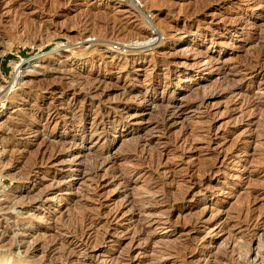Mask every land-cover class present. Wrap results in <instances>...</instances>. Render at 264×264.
<instances>
[{
  "label": "rangeland",
  "instance_id": "374dc122",
  "mask_svg": "<svg viewBox=\"0 0 264 264\" xmlns=\"http://www.w3.org/2000/svg\"><path fill=\"white\" fill-rule=\"evenodd\" d=\"M0 88V264H264V0H0Z\"/></svg>",
  "mask_w": 264,
  "mask_h": 264
},
{
  "label": "bare ground",
  "instance_id": "6f19581e",
  "mask_svg": "<svg viewBox=\"0 0 264 264\" xmlns=\"http://www.w3.org/2000/svg\"><path fill=\"white\" fill-rule=\"evenodd\" d=\"M154 38V36H152L151 37V39H150V41L152 40ZM155 39V38H154ZM144 44H142V45H147V42H143ZM153 44H154V42H152ZM151 44V43H150ZM138 45V44H137ZM96 47V46H95ZM139 47V46H138ZM141 47V46H140ZM30 62H32V60L30 59V60H27V61H20V60H18L17 62H16V73H15V76L13 77V79H12V81L10 82V84L12 85L11 87H14V85L16 84V83H18L19 82V80H20V78H21V73H22V70H23V68L25 67V66H27L28 65V63H30ZM99 84H101V80L99 79L98 80V83L97 84H95V86L96 87H98V85ZM126 88V91H125V94H126V92L128 93L129 92V90H128V88L127 87H125ZM79 90V89H78ZM8 94V93H7ZM146 94V93H145ZM136 96V95H135ZM159 100L160 101H163V100H165V101H167V104L166 105H164L165 107L160 111V113H159V116L160 117H158V119L156 120V125H157V127H159V128H164L165 129V127L167 126L168 127V125L169 124H171L172 122H173V120H174V118H175V116H179L182 112H183V110L185 109L184 108V106H182L181 105V103H180V105H179V103H177L176 101H175V97H169V98H167V97H165V96H161V95H159ZM148 100V99H147ZM185 104V103H184ZM161 106V105H160ZM151 107V106H150ZM51 108V107H50ZM153 108V107H152ZM162 108V107H161ZM173 108H175V109H173ZM79 109V108H78ZM82 110V109H81ZM76 111V110H75ZM2 113V112H1ZM0 113V114H1ZM56 114V113H55ZM48 115V114H47ZM1 116V115H0ZM1 118V117H0ZM92 129H84L83 130V134H81L82 135V137H85V138H90L91 137V135H92V132H93V130L91 131ZM36 132V131H35ZM38 132V131H37ZM43 132V131H42ZM43 135V134H42ZM165 135V134H164ZM161 136V135H160ZM49 137V136H48ZM45 139V138H44ZM49 139H50V137H49ZM62 140H63V142H70L71 140H69V139H67V138H64V135H62ZM46 141V140H45ZM57 143V142H56ZM141 143V142H140ZM46 144L48 145V143L46 142ZM49 145H51V144H49ZM85 147V146H84ZM69 153V152H68ZM55 158L56 157H52L51 159H50V161H54L55 160ZM79 162V161H78ZM96 164V163H95ZM94 166H96V165H94ZM143 166V165H142ZM97 169V168H96ZM85 170V169H84ZM89 170V169H88ZM90 170H93V167H91L90 168ZM86 172H87V169H86ZM92 172V171H91ZM206 172V171H205ZM83 173V172H82ZM86 174V173H85ZM157 184V183H156ZM126 186V185H125ZM32 188V187H31ZM163 188V187H162ZM166 189V188H165ZM32 190V189H31ZM160 190V189H159ZM44 191V190H43ZM128 191V190H127ZM182 192V191H181ZM187 192V191H186ZM41 193V192H40ZM43 193V192H42ZM41 193V194H42ZM158 193V192H157ZM38 195V194H37ZM180 195V194H179ZM40 197V196H39ZM125 197V196H124ZM182 197V196H181ZM34 199V198H33ZM146 200V199H145ZM169 200V199H168ZM133 201V200H132ZM160 201V200H159ZM157 202V201H156ZM135 203V202H134ZM143 203V202H142ZM162 203V202H161ZM154 204V203H153ZM137 206V205H136ZM152 209V208H151ZM150 208H145V210H148V211H150L151 210ZM144 213V212H143ZM140 215V214H139ZM167 215V214H166ZM151 217V216H150ZM162 220V219H161ZM169 221V220H168ZM234 241V244L235 243H238V241L237 240H233ZM255 242V241H254ZM233 243V242H232ZM256 243H258L253 249H252V251H253V253H254V257H253V261H255L256 259H258V253H257V251H258V245H259V241H258V239H256ZM251 244V243H250ZM237 246V244H235V246H233V247H236ZM20 248V247H19ZM249 251V250H248ZM19 252H21V250L19 251ZM250 252V251H249ZM248 253V252H247ZM258 254V255H257ZM259 256H261V255H259ZM257 261V260H256ZM252 262V261H251ZM253 263V262H252Z\"/></svg>",
  "mask_w": 264,
  "mask_h": 264
},
{
  "label": "built area",
  "instance_id": "2783aa9c",
  "mask_svg": "<svg viewBox=\"0 0 264 264\" xmlns=\"http://www.w3.org/2000/svg\"><path fill=\"white\" fill-rule=\"evenodd\" d=\"M7 105V91L0 88V113L6 108Z\"/></svg>",
  "mask_w": 264,
  "mask_h": 264
},
{
  "label": "trees",
  "instance_id": "16d2710c",
  "mask_svg": "<svg viewBox=\"0 0 264 264\" xmlns=\"http://www.w3.org/2000/svg\"><path fill=\"white\" fill-rule=\"evenodd\" d=\"M6 57H7V58H8V57H11V54H7Z\"/></svg>",
  "mask_w": 264,
  "mask_h": 264
}]
</instances>
